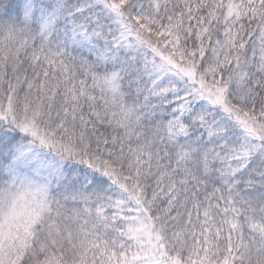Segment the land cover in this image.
I'll list each match as a JSON object with an SVG mask.
<instances>
[{
    "label": "snow or ice",
    "instance_id": "snow-or-ice-1",
    "mask_svg": "<svg viewBox=\"0 0 264 264\" xmlns=\"http://www.w3.org/2000/svg\"><path fill=\"white\" fill-rule=\"evenodd\" d=\"M0 264H264V0H0Z\"/></svg>",
    "mask_w": 264,
    "mask_h": 264
}]
</instances>
